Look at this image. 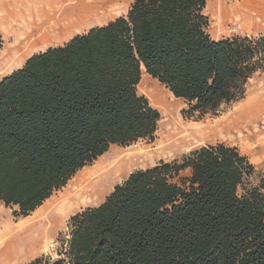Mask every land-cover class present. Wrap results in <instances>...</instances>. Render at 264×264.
Instances as JSON below:
<instances>
[{
  "label": "trees",
  "instance_id": "1",
  "mask_svg": "<svg viewBox=\"0 0 264 264\" xmlns=\"http://www.w3.org/2000/svg\"><path fill=\"white\" fill-rule=\"evenodd\" d=\"M205 7L132 0L2 76L0 201L25 217L110 145L152 139L143 71L190 114L241 98L264 71V32L214 39ZM68 226L55 258L25 264H264V176L235 146H199L131 171Z\"/></svg>",
  "mask_w": 264,
  "mask_h": 264
},
{
  "label": "rangeland",
  "instance_id": "2",
  "mask_svg": "<svg viewBox=\"0 0 264 264\" xmlns=\"http://www.w3.org/2000/svg\"><path fill=\"white\" fill-rule=\"evenodd\" d=\"M107 1L108 5L106 10L103 8V4L101 6L88 5L83 0H80L79 3L77 2L74 5L64 8V10L60 13V18H67L69 15L71 16L73 14H91L97 10L109 11V9H111L110 12L104 16L102 21H105L101 24L103 25L115 17L125 14L132 0ZM240 3L242 4L240 6V10H242L243 13L241 17L235 18L232 21L230 19L225 20L222 18V14L230 12L234 6L239 5ZM205 14L208 16L209 20L207 31L214 39L229 37L232 35H254L264 32V0H206ZM106 18L108 19L106 20ZM95 26L100 25H93L91 27ZM91 27L84 29L81 33L87 31ZM71 37H69V39ZM69 39L67 38V40ZM67 40L51 44L49 47L61 45ZM4 43V34L0 30V50H2ZM40 51H36L35 53ZM35 53L30 54L24 60ZM20 64H0V78L18 68ZM138 83V93L145 96L149 104L159 112L157 130L154 137L152 139H139L133 143L123 146L117 144L110 145L104 154L78 170L64 186L55 190L51 196L40 205L44 206V212L40 217L43 218L40 223V227H42L41 232L43 233L44 231L47 233L43 235L39 249L29 257L5 264H25L36 257L55 258L57 256V249L60 246V240L65 238L69 232L68 222L71 215L88 206H94L100 203L111 191L113 186L122 182L131 171L146 168L159 162H179L184 154L199 146L220 142L229 146H235L241 154L248 158V160L255 166L256 170L264 176V161L261 155L251 150L252 147H250L246 141H243L242 139L236 137L228 138L220 135H207L198 139L179 143L173 141L176 136L173 135L172 138H170L168 135L169 132L177 129V125L180 122L213 124L216 121L219 122L221 120L237 117L242 112H246V110H248L249 104H263L264 71L254 74L247 81L245 92L241 98L227 105H222L214 113L208 112L204 114H199L197 112L190 114L186 112L187 107L183 99L173 97L164 85L147 75L144 71L140 82ZM161 102H166V104L163 105ZM243 114L245 115L244 117L247 116L246 119H240L244 122V124L247 126L256 124L254 127L249 126L248 131L264 127V123H261V121L258 123L257 121L249 120L248 117L253 114ZM257 115L260 118L264 115V112ZM259 159L262 160L260 161ZM83 173H93L97 175V191L93 192L88 203L77 206L70 211H64L62 215L57 214L56 204L62 200L63 193L65 192L64 190L67 186H69L70 189H74L78 183L80 184L81 178L84 175ZM180 174L182 176H186L188 175V171L183 170ZM16 212L15 207L5 206L4 203L0 201V229L5 226H14L22 218L31 215V213H29V215L23 217L17 215ZM16 242V247H18L19 250H23L25 244H23L21 240H17ZM0 264H4L3 261L0 262Z\"/></svg>",
  "mask_w": 264,
  "mask_h": 264
},
{
  "label": "bare ground",
  "instance_id": "3",
  "mask_svg": "<svg viewBox=\"0 0 264 264\" xmlns=\"http://www.w3.org/2000/svg\"><path fill=\"white\" fill-rule=\"evenodd\" d=\"M79 1L0 0V30L5 38L4 46L0 50V64H20L27 56L36 51L44 50L51 44L65 41L67 38L69 39V37L81 33L84 29L93 25H101L105 21H102L104 16L111 10L106 11L107 0H83L88 5L101 6L103 4V8L106 10H97L91 14H73L67 18H60V13L64 8L77 2L79 3ZM241 5L240 3L234 6L230 12L222 14V18L232 21L241 17L243 15L242 10H240ZM161 103L163 105L166 104V102ZM262 112H264V103H252L249 104L246 112H242L237 117L216 121L213 124L180 122L177 125V129L169 132L168 135L170 138L173 135L176 136L173 141L179 143L207 135H220L228 138L236 137L246 141L252 147L251 150L261 155L264 161V127L248 131L249 126L254 127L256 124L247 126L240 120L247 118V116L244 117L243 113H248L249 115L253 114L248 117L249 120L264 123V115L260 118L257 115ZM97 187V175L93 173L84 174L80 184L78 183L74 189H70L69 186L66 187L62 200H59L60 202L56 204L57 214L62 215L64 211H70L77 206L88 203L93 192L97 191ZM43 212L44 206H39L31 212L30 216L22 218L16 225L5 226L0 229V262L3 261L5 264L24 259L39 249L43 235L47 233L44 231L42 233V227H40L43 219L40 217ZM17 240H21L25 244L23 250H19L16 247Z\"/></svg>",
  "mask_w": 264,
  "mask_h": 264
},
{
  "label": "crops",
  "instance_id": "4",
  "mask_svg": "<svg viewBox=\"0 0 264 264\" xmlns=\"http://www.w3.org/2000/svg\"><path fill=\"white\" fill-rule=\"evenodd\" d=\"M24 61H25V60H24ZM24 61H23V62H24ZM23 62H22V63H23ZM22 63L19 65V67L22 65Z\"/></svg>",
  "mask_w": 264,
  "mask_h": 264
}]
</instances>
